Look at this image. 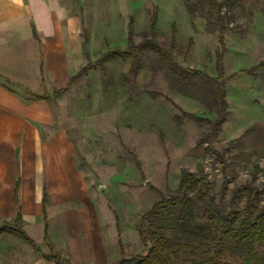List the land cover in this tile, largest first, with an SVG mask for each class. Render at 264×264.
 <instances>
[{"label":"rangeland","instance_id":"obj_1","mask_svg":"<svg viewBox=\"0 0 264 264\" xmlns=\"http://www.w3.org/2000/svg\"><path fill=\"white\" fill-rule=\"evenodd\" d=\"M216 1L212 8L206 0H65L79 19L78 70L50 98L54 127L74 146L108 264L146 253L141 217L174 193L183 170H203L225 214L242 185L251 195L241 189L236 209L242 211L248 197L254 215L264 209V0ZM129 36L134 43L173 44L172 59L151 48L128 54ZM174 64L216 77L223 101L214 83L173 76ZM189 194L194 217L203 219L201 193ZM175 216L166 207L158 220ZM0 226L9 234L0 237L6 250H0V264L55 252L48 240L24 242L17 221ZM164 235L170 264H264L263 243L255 242L250 256L246 245L230 238L220 246L181 229Z\"/></svg>","mask_w":264,"mask_h":264},{"label":"crops","instance_id":"obj_2","mask_svg":"<svg viewBox=\"0 0 264 264\" xmlns=\"http://www.w3.org/2000/svg\"><path fill=\"white\" fill-rule=\"evenodd\" d=\"M69 6L0 0V224L15 216L16 199L21 231L58 255L27 253L22 264H108L74 146L54 127L50 101L78 70L79 19Z\"/></svg>","mask_w":264,"mask_h":264},{"label":"trees","instance_id":"obj_3","mask_svg":"<svg viewBox=\"0 0 264 264\" xmlns=\"http://www.w3.org/2000/svg\"><path fill=\"white\" fill-rule=\"evenodd\" d=\"M212 8L219 6L216 0H206ZM155 28V19L151 21L150 33L153 34ZM151 48L156 51L161 59H172V50L174 45L171 44L165 48L160 46L152 38H145L134 43L129 36L126 52L132 56L136 55L140 49ZM218 64L221 65V55H218ZM174 68H170L173 76H178L182 80H189L198 77L201 82L206 84L214 83L218 86L216 99L223 101V93L221 85L218 84L216 77H211L203 71L195 69H183L174 64ZM221 67L218 75H222ZM58 90L55 93H59ZM38 97V96H34ZM221 167L225 169V162L220 160ZM241 189L251 195L248 186L242 185L234 189L231 200V209L225 214L216 202L215 193L212 188L208 176L200 168L198 172H190L183 170L179 179V183L174 193L167 197H162L153 203L151 208L141 217L140 232L142 240L147 248L144 255H136L130 258H121L116 264H170L167 249L170 243L165 237L164 232L167 229H181L190 238L207 245L224 244L226 239H233L236 242L246 245L247 253L251 256L253 244L255 242L264 244V209L254 215L253 204L250 197L247 198L245 207L242 211L236 209L237 201L241 194ZM194 190L201 193V207L204 209L205 217L197 220L192 211V198L190 192ZM173 209L176 216L172 221H160L158 216L164 208ZM20 223L19 209L17 200L15 199V216L11 219ZM19 237L24 241L32 244V240L23 232L18 233ZM58 255L45 256L48 259L56 261ZM56 264H58L56 262Z\"/></svg>","mask_w":264,"mask_h":264}]
</instances>
